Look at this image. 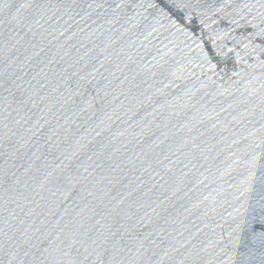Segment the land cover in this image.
<instances>
[{"label": "water", "instance_id": "1", "mask_svg": "<svg viewBox=\"0 0 264 264\" xmlns=\"http://www.w3.org/2000/svg\"><path fill=\"white\" fill-rule=\"evenodd\" d=\"M0 264H264V0H0Z\"/></svg>", "mask_w": 264, "mask_h": 264}]
</instances>
